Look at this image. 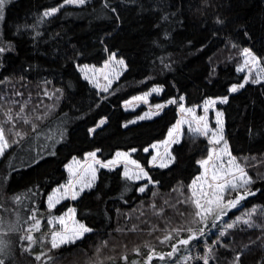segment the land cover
<instances>
[{
	"label": "trees",
	"instance_id": "16d2710c",
	"mask_svg": "<svg viewBox=\"0 0 264 264\" xmlns=\"http://www.w3.org/2000/svg\"><path fill=\"white\" fill-rule=\"evenodd\" d=\"M63 3L9 0L0 24V44L11 47L0 53V125L12 130L7 133L10 143L20 139L15 131L30 134L0 157V240L7 243L0 259L5 264H72L79 254L77 264H145L154 249L158 255L151 264H178L205 243L212 246L214 264H232L253 241L264 246V81H250L230 92L243 82L236 69L245 48L261 58L264 69V0ZM53 8L59 10L43 16ZM111 53L123 59L126 68L107 93L100 94L81 76L78 66H100ZM156 85L161 92L151 102L175 103L139 120L135 118L140 110L122 108L124 101ZM181 97L186 106L227 97L218 105L224 139L253 179L250 189L256 194L228 210L203 237L161 260L159 255L170 252L172 243L187 238V232L177 235L172 229L191 226L195 207L189 184L200 173L198 161L209 150L203 136L185 131L171 148L174 163L167 168L148 167L150 153L144 149L166 137L177 120ZM25 102L21 118L7 123L4 113L10 108L15 116ZM101 119L105 123L96 127ZM32 124L38 125L36 131ZM132 149H136L132 157L152 181L145 192H139L140 183L125 178L121 168H100L91 189L48 208L46 197L65 181V166L72 158L96 151L97 158L105 161L118 151ZM235 195L229 190L226 200ZM69 207L75 210L76 220L93 231L74 245L51 249L48 219ZM252 209L255 227H248L242 221ZM32 215L40 221L39 230H31L37 242L24 252L29 242L20 237L34 225L28 219ZM237 217L241 222L226 228ZM10 226L17 231H9ZM169 233L172 239L161 243ZM41 253V259L35 260Z\"/></svg>",
	"mask_w": 264,
	"mask_h": 264
},
{
	"label": "rangeland",
	"instance_id": "374dc122",
	"mask_svg": "<svg viewBox=\"0 0 264 264\" xmlns=\"http://www.w3.org/2000/svg\"><path fill=\"white\" fill-rule=\"evenodd\" d=\"M88 0H86L87 2ZM8 4V3H7ZM62 5H68L63 3ZM69 5H79V4H69ZM6 6V5H5ZM58 9V8H57ZM2 20H0V24ZM2 46V44H0ZM113 53L109 54L106 58V60L100 65V66H95L92 64H82L78 66V70L81 74V76L85 79V76H87V80L100 94H105L107 91L112 87V85L118 80L120 75L123 73V71L126 68L125 62L123 65L119 64L117 61H119L121 58L115 55V59H110ZM124 61V60H123ZM246 57L242 53V61L239 67H237L236 71L244 77L242 83H247L252 81L253 79H257L260 82L264 81V69L261 65V63H256L253 64L251 61H249L246 64ZM84 66H87L86 68ZM243 69L242 71H238V69ZM247 77V82H245V78ZM109 81H111V84H109ZM239 85V84H237ZM107 88V91H104V89ZM154 89H159V91H153ZM231 89V88H230ZM161 92V87L160 86H152L149 88L146 92L134 95L130 97L128 100L124 101L122 103V108L125 110H140L142 113L135 118V120H139V117L145 116L147 114L146 118H152L153 113H160L164 107L167 105L171 104L168 102H162V103H153L151 102V98L153 96H158L159 93ZM231 92V91H230ZM138 97H143V99H136ZM223 98H207L205 99L202 103L199 105L195 106H186L184 104L183 99H180L177 103L176 109H177V120L176 122L169 128L174 129L175 126L177 125L178 121H182L179 125V131L174 133L173 137H169L168 133L169 130L166 134V137L158 142H155L151 144L149 147H147L148 151H144V153H150V158L148 160V167H159V164L161 162H167L170 156L172 155L171 148L174 145V143H171L173 139L179 140L181 139L183 133L185 131L192 132L190 131L191 128H195L197 126V121L200 117H206L207 119V124H208V130L209 134L208 136H203L208 144H209V150L207 156L202 159L205 160L208 158L210 152H213V159L207 166V171L205 170V166H200V173L195 176V178L191 181L189 184V189L191 193V198L193 199V191L196 192L197 197H201L202 202H203V197L202 194H209V198H211L210 194L213 192L214 187H209V185H215L217 181H214L212 179L213 174H214V168L213 165H215V172L219 173L220 176L224 177L225 179H231V176H225V173H236L238 176V169L235 167V165H239L240 168H243L239 162L236 161L232 166H230L229 161H230V156L223 152L222 150L224 149V143L221 142L220 144L216 145L213 143H210L211 139V132L215 131L218 129L217 125V113H221V110L219 109L218 105L222 103L221 101ZM172 101V100H170ZM212 101H215L214 104L210 103ZM43 102L42 100L39 101V103ZM209 102V106L207 107V112H205V103ZM157 105H164L163 109H157ZM181 106H183L184 111H181ZM187 109H193V111L190 113L187 111ZM220 121L222 122V128H224L223 124V116L221 115L219 117ZM102 120V119H101ZM100 122V121H99ZM97 123V125L99 124ZM96 125V127H97ZM101 126V125H100ZM203 126V125H200ZM193 133V132H192ZM224 137V131L222 133ZM225 140V139H224ZM154 146V147H153ZM96 153V160H99L101 164H106L109 161L116 160L118 161L115 165H109V167H101L100 164H95L93 162V159L89 157L87 154L92 153V152H87L85 153L82 158H77L74 157L72 158L66 165L65 170H66V179L65 181L53 188L51 192L47 195H54V197L59 200L57 204L64 200H73L71 198L70 193H65L64 187L69 185V182L71 181L72 184L74 185V188L72 189L73 191H79L80 187L83 183H86L88 181H92L94 184L96 180V175L97 171L100 168H106V169H114V168H121L122 174L124 175L125 169L127 168L129 176H135L136 174L140 173V169L142 168L144 172H146L145 167H143L139 162L134 160L132 157L133 151H118L116 152L113 157H111L108 160L102 161L97 158V152L93 151ZM227 152H230L228 146H227ZM117 153H127V156H120L117 157ZM215 153H219V157L215 155ZM156 156L158 159L153 162V157ZM231 157H233L231 155ZM135 161V163H133ZM92 169H95V178L93 179V172ZM244 169V168H243ZM245 170V169H244ZM141 174V179L136 180V179H130L131 181L134 182H139L140 187L148 184L151 185L152 183H149L148 177H143L142 173ZM248 175V174H247ZM195 182V183H194ZM235 182V181H233ZM59 189V191H56ZM87 190V189H85ZM229 190H225L223 192V197L224 200H226V193H228ZM46 197V205L48 206V199ZM55 205V206H56ZM49 208V206H48ZM69 209H72L69 207L66 211L61 213L60 215H53L50 216L48 219V222L52 228V231H63L64 227L66 226L68 229H72L75 227H78V224H81L79 221L76 220L74 213L69 212ZM63 217L65 224L61 225L59 223V218ZM78 222V223H77ZM195 224L194 223V216L193 220L190 222L189 225L192 228ZM171 231V230H170ZM166 231V232H170ZM223 231L225 232L224 229H221L220 232ZM226 233V232H225ZM177 234V233H175ZM178 235V234H177ZM224 236V235H223ZM173 237V236H172ZM51 240V238H50ZM210 245L207 244H201L197 246L190 254H188L187 257H191V259H183L181 262L178 264H203V261L200 259H197V257L203 256L206 252L207 249ZM212 247V246H211ZM213 250V249H212ZM74 262L72 264H77L79 262V254L75 255L73 257ZM261 260H264V246H261L260 242H256L252 244L248 249L242 251L240 253V264H258ZM209 264H214L212 255L209 260Z\"/></svg>",
	"mask_w": 264,
	"mask_h": 264
},
{
	"label": "snow or ice",
	"instance_id": "6c2138e0",
	"mask_svg": "<svg viewBox=\"0 0 264 264\" xmlns=\"http://www.w3.org/2000/svg\"><path fill=\"white\" fill-rule=\"evenodd\" d=\"M8 2H9V0H0V20L4 19V8ZM64 3L65 4L83 5L86 3V0H64ZM58 10L59 9H57V8L46 10L43 13V16L44 17L52 16ZM112 11L115 12V9H112ZM217 22L223 23V21H220V20H217ZM10 50H11L10 45L8 47L0 46V53H4V52L10 51ZM115 55L116 54L113 53L112 56L110 57V59H115ZM243 55L246 57V61H245L246 64L249 61H251V63H253V64H256V63H259L261 60V58L257 57L248 48H245L243 50ZM117 62L121 65L124 64L123 59H120ZM84 67L86 68L87 66H84ZM242 70H243L242 68L238 69V71H242ZM85 79H87V76H85ZM245 82H247V77L245 78ZM259 82L260 81L257 79L252 80V83H259ZM0 83H3V81H0ZM109 84H111V81H109ZM243 87H244V83H241L239 85H233L231 87L230 91L236 92V91H238L239 88H243ZM107 90H108L107 88L104 89V91H107ZM153 91H159V89H154ZM15 95L19 96V95H22V93L16 92ZM45 95H47V93H45ZM136 99H143V97H138ZM181 99H183V97H181ZM221 102L222 103L227 102V97H224ZM13 103L19 104L20 102L19 101H13ZM26 103L27 102H25V104H21L20 109L18 112L15 113V116H13V114H12V109L9 108L4 113V115L6 117V122L12 123L14 121V119L21 118V113L24 111V107L26 106ZM169 103H175V100L169 101ZM210 103L214 104L215 101H212ZM208 106H209V102H206L205 103V112H207ZM156 107H157V109H163L164 105H157ZM181 111H184L183 106H181ZM187 111L191 113L193 111V109H187ZM155 114H158V113H153V115H155ZM221 115H222V113H219V112L217 113L218 129L211 132V139L209 142L216 144V145L220 144L221 142L224 143L225 147L222 151L227 153L230 156L229 164H230V166H232L235 162V157H231V153L227 152V141L224 140V137L222 135V133H223L222 122L219 119V117ZM146 116H147V114H145V116L139 117V119H145ZM36 119H40V117H36ZM23 122L25 124L30 123V121L27 118H23ZM104 123H105L104 119L100 120L97 127H99L100 125H103ZM129 123H135V121H130ZM180 123H182V121H178L175 128L169 130V133H168L169 137H173L174 133L179 131ZM200 125H203V126H200ZM125 126H127V125H125ZM37 127H38V125L32 124V130L33 131H36ZM189 130L192 131L193 133L197 134V135L208 136L209 130H208V124H207L206 117H200L197 121V126L195 128L190 127ZM8 131H12V130L6 129L3 125H0V157L5 156L6 151L12 146V144H20V143H22L25 136L30 135L29 133H23L20 131H15L14 135L17 137H20V139L19 140L14 139L10 143V138L7 134ZM89 131L93 132V131H95V129H90ZM170 142L171 143H178V141L175 139H173ZM132 151L134 152V151H136V149H132ZM144 151L147 152L148 149L145 148ZM213 154H214L213 152H210L207 159L198 161L199 164H201L202 166H205L206 171H207V166L209 165V163L213 159ZM87 155L93 159V162L95 164H100L101 167H109V165H115L118 162L116 160H113V161H109L106 164H101V162L99 160L95 159V157H96L95 152L88 153ZM215 155L217 157H219V153H215ZM120 156H127V153H117V157H120ZM157 159H158V157L154 156L153 162H155ZM174 161H175V157L170 156L169 159L167 160V162H161L159 164V167L167 168V167H169L170 164L174 163ZM133 163H135V161H133ZM235 167L238 169V176L236 173H227L226 172L225 176H231V179H225L224 177L220 176L219 173L215 172V165H213L214 174H213L212 179L214 181H217V183H215L214 186L209 185V187H214L213 192L210 194L211 198H209V194H202V197H203V202H202L201 197H197L196 192L193 191L192 204L195 207V212L193 213L194 223L202 224L203 227H200L198 230L193 229L191 227H184V226H181L180 228L172 229V232L177 233V234H179L182 231L187 232L188 233L187 238L177 239L175 243L171 244L172 250L166 254H160L159 259L163 260L165 258V255L167 257H171L176 252H178L181 247L186 248L190 245V242L196 241L200 237H203L206 233V230L209 228V226L216 227L217 226L216 222L221 220L222 216L226 215L228 210H230L232 208H236L241 203V201H244L247 197L254 196L256 194V192H254L250 189V185H252L254 183L253 179L251 177H249L247 175V172L243 168H240L239 165H235ZM92 172H93V179H94L95 178V169H92ZM140 173H142L143 177H148V173L144 172L142 168L140 169ZM140 173L136 174L134 177L129 176L127 168H126L125 172H124V176L127 179L139 180L142 178ZM148 180H149V183H152L150 177H148ZM233 181H235V182H233ZM63 187H64L65 193H70L71 198L73 200H75L85 189H91L93 187V183L91 180L86 182V183H83L81 185L79 191H73L72 190L74 188V185L72 184L71 181L69 182V185L63 186ZM147 188H148V184H145V185L139 187L138 191L143 193L146 191ZM225 190H231V191L236 192L235 198L225 201L224 197H223V192ZM56 191H59V189H57ZM256 191H259V189H257ZM14 199L18 203L21 201L20 197H15ZM47 199H48L49 208H54L56 203L59 202V200H57L54 197V195H49L47 197ZM74 211H75L74 209H69V212L74 213ZM254 211H255V209H252L250 212L246 213V215L248 216V219H244L242 221L244 224L248 225V227H255V225L252 223V220H251V216H252V213ZM28 219L33 220L34 225H32L29 229L26 230V232L28 234L20 237L21 240L29 242L28 247L23 249L24 252H30L32 244H35L37 242L34 239L33 235L31 234V230H32V227L39 230V225H40V221L36 219L35 215L28 217ZM241 220H242L241 217H237L236 222H233L231 224H227L226 228L236 227V224L238 222H241ZM59 223L61 225L65 224L63 217L59 218ZM135 230H136V228L134 226L131 229V231H135ZM9 231H17V229L14 226H10ZM92 231H93V229L85 226L84 224H78V227H75L72 229H68L65 226L63 231H53L51 233L50 247H51V249H58L64 245H69V244L74 245L78 240H82L87 233H90ZM223 235H225V232L221 231L220 236H223ZM171 239H172V235H171V233H169L160 242L165 243ZM257 239H260V238L258 237ZM106 243H107V241H105V244ZM215 243H217V241H213V244H215ZM253 243H255V241H253ZM245 247H247V246H245ZM6 248H7V243L3 240H0V253H3ZM43 255H44V253H41L40 255L35 256L34 259L39 261L41 259V256H43ZM156 255H158V254L155 253L154 249L150 250L149 254L147 255V260H146L145 264H151L153 257ZM211 255H212V247L209 246L207 249V252L203 256L197 257V259L202 260L203 264H209V260H210ZM123 259L126 260L127 257H123ZM186 259H191V257H187ZM0 264H5V261L3 259H0ZM232 264H240V254H237L234 257V261L232 262ZM258 264H264V260H261L260 262H258Z\"/></svg>",
	"mask_w": 264,
	"mask_h": 264
},
{
	"label": "crops",
	"instance_id": "0c3cea01",
	"mask_svg": "<svg viewBox=\"0 0 264 264\" xmlns=\"http://www.w3.org/2000/svg\"><path fill=\"white\" fill-rule=\"evenodd\" d=\"M66 167V166H65Z\"/></svg>",
	"mask_w": 264,
	"mask_h": 264
}]
</instances>
